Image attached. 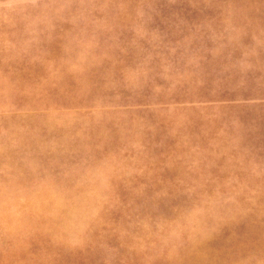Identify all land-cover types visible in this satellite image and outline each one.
<instances>
[{
	"label": "rangeland",
	"instance_id": "374dc122",
	"mask_svg": "<svg viewBox=\"0 0 264 264\" xmlns=\"http://www.w3.org/2000/svg\"><path fill=\"white\" fill-rule=\"evenodd\" d=\"M0 264H264V0H0Z\"/></svg>",
	"mask_w": 264,
	"mask_h": 264
}]
</instances>
